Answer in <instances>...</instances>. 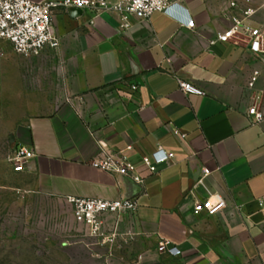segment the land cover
<instances>
[{
    "label": "crops",
    "instance_id": "0c3cea01",
    "mask_svg": "<svg viewBox=\"0 0 264 264\" xmlns=\"http://www.w3.org/2000/svg\"><path fill=\"white\" fill-rule=\"evenodd\" d=\"M233 1L172 0L171 14L128 30L114 14L92 24L89 11L59 9L60 49L25 57L0 43V143L36 153L24 172L9 164L17 191L72 213L71 198L139 197L137 213L108 219L133 241L81 237L61 250L65 264H264V121L249 116L254 104L264 114V55L240 38L211 46L232 26L224 14ZM138 71L142 85H133ZM176 77L206 95H186ZM103 151L125 157L144 186L94 167ZM158 151L174 158L151 173L144 157L155 163ZM216 195L223 212L195 213ZM161 241L182 254L160 253Z\"/></svg>",
    "mask_w": 264,
    "mask_h": 264
},
{
    "label": "built area",
    "instance_id": "2783aa9c",
    "mask_svg": "<svg viewBox=\"0 0 264 264\" xmlns=\"http://www.w3.org/2000/svg\"><path fill=\"white\" fill-rule=\"evenodd\" d=\"M175 4L172 0H45L33 2L31 0H0V43L7 42L13 50L25 57L40 56L47 49L58 50L62 39L57 30V11L63 9L70 13L72 9L89 11L93 15L91 21L104 14H114L120 19V28L128 30L134 21L148 22L156 13L171 14ZM264 4L256 8L252 0H235L231 2L230 9L224 14V19L232 23L231 28L219 34L214 46L218 42L227 43L232 39H244L248 43L249 51L256 55H264V20L256 24L255 19ZM189 28H195L194 21H188ZM2 55L0 50V56ZM260 72L253 73L249 88L255 89ZM180 89L186 95L205 96L201 89L192 83L176 77ZM136 90V86H133ZM253 123L264 121V114L258 110L256 104L249 110ZM36 158L31 147H22L13 151L8 162L17 173L24 172L29 164ZM174 154L158 151L155 154V163L144 157V163L151 173L157 172V165L173 159ZM93 166L105 172L130 178L136 185L144 186L145 180L136 168L127 162L125 157L103 151L100 159L93 162ZM209 174V171H206ZM69 203L73 207V215L77 225L74 241L66 242V246L75 242L85 243L83 239H90L94 246H110L122 239L130 243L136 237L133 231L121 233L118 228L110 231L108 219L111 216L134 215L139 210V197H127L119 200L105 199H79L71 198ZM227 208V201L216 195L195 205V213H208L218 215ZM91 246V245H90ZM160 253L180 256L182 252L171 246L167 241H161L158 247Z\"/></svg>",
    "mask_w": 264,
    "mask_h": 264
},
{
    "label": "rangeland",
    "instance_id": "374dc122",
    "mask_svg": "<svg viewBox=\"0 0 264 264\" xmlns=\"http://www.w3.org/2000/svg\"><path fill=\"white\" fill-rule=\"evenodd\" d=\"M10 141L0 143V264H65L61 250L77 225L65 207L27 200L9 167ZM45 209V210H44Z\"/></svg>",
    "mask_w": 264,
    "mask_h": 264
},
{
    "label": "water",
    "instance_id": "95a60500",
    "mask_svg": "<svg viewBox=\"0 0 264 264\" xmlns=\"http://www.w3.org/2000/svg\"><path fill=\"white\" fill-rule=\"evenodd\" d=\"M70 14H71V16L73 18H79V17H81L83 15V11L82 10H78V9H72ZM139 75H140V72L139 71L136 72V74H135L136 79L133 82V85H137V84L142 85V79H141V77Z\"/></svg>",
    "mask_w": 264,
    "mask_h": 264
}]
</instances>
